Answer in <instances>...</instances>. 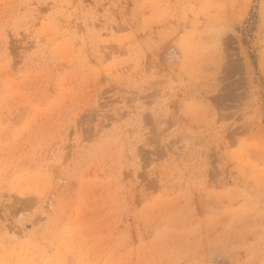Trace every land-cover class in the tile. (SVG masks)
<instances>
[{"label":"rangeland","instance_id":"rangeland-1","mask_svg":"<svg viewBox=\"0 0 264 264\" xmlns=\"http://www.w3.org/2000/svg\"><path fill=\"white\" fill-rule=\"evenodd\" d=\"M0 264H264V0H0Z\"/></svg>","mask_w":264,"mask_h":264}]
</instances>
